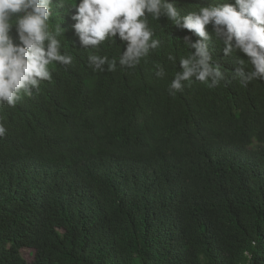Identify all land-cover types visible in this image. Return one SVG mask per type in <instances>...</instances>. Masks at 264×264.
I'll use <instances>...</instances> for the list:
<instances>
[{"label": "trees", "instance_id": "obj_1", "mask_svg": "<svg viewBox=\"0 0 264 264\" xmlns=\"http://www.w3.org/2000/svg\"><path fill=\"white\" fill-rule=\"evenodd\" d=\"M61 2L50 31L72 64L0 108V264H264V80L234 76L248 59L208 25L225 79L170 95L188 30L149 15L159 45L128 68L127 41L82 45ZM175 2L184 15L223 0Z\"/></svg>", "mask_w": 264, "mask_h": 264}, {"label": "clouds", "instance_id": "obj_2", "mask_svg": "<svg viewBox=\"0 0 264 264\" xmlns=\"http://www.w3.org/2000/svg\"><path fill=\"white\" fill-rule=\"evenodd\" d=\"M73 28L82 45L96 46L118 36L127 41L119 63L133 68L156 48L159 40L154 39L148 26L149 15L156 20L166 17L174 26L186 29L183 37L186 46L194 49L180 59L181 72L176 73L169 85V94L182 91L184 83L193 78L208 84L218 85L225 79L219 64L213 63L208 41L213 32L223 36L222 51L225 56L234 52L243 53L252 68L249 72L241 66L234 76L242 82L253 79L264 80V0H223L209 3L198 11L181 15L175 0H68ZM63 8V0L59 5ZM53 15V0H0V108L7 104L15 107L23 96L31 97L41 81H51L49 65L54 62L71 65L73 57L59 51L60 40L56 38L61 28L55 25L50 31ZM194 34L198 39L191 41ZM47 44L45 45V42ZM90 67L94 71L116 68L115 58L90 55ZM169 59H172L170 56ZM237 63L243 65L242 60ZM163 71L157 72V76ZM7 129L0 123V137Z\"/></svg>", "mask_w": 264, "mask_h": 264}, {"label": "rangeland", "instance_id": "obj_3", "mask_svg": "<svg viewBox=\"0 0 264 264\" xmlns=\"http://www.w3.org/2000/svg\"><path fill=\"white\" fill-rule=\"evenodd\" d=\"M21 253L27 260H31L34 255V251L30 248L21 249ZM241 264H247V262H242Z\"/></svg>", "mask_w": 264, "mask_h": 264}]
</instances>
